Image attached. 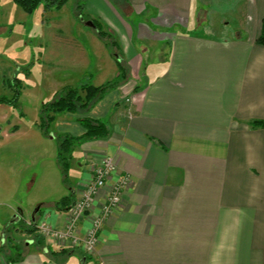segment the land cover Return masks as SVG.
Instances as JSON below:
<instances>
[{"label":"crops","instance_id":"crops-1","mask_svg":"<svg viewBox=\"0 0 264 264\" xmlns=\"http://www.w3.org/2000/svg\"><path fill=\"white\" fill-rule=\"evenodd\" d=\"M120 1L126 15H146L147 22H121L110 0L85 4L91 18L108 14L105 27L120 52L72 26L66 55L85 77L109 71L113 80L117 60L129 70L85 115L104 120L109 136L76 148L80 171L71 188L77 195L110 157L116 174L130 178L121 203L103 222L94 256L70 242L37 243V228H17L21 212L3 203L0 264H59L75 252L79 264L85 255L86 264H264V128L252 125L264 121V44L257 43L264 0H242V20L226 38L197 22L202 0ZM190 28L194 33H186ZM63 117L59 131L85 132L71 114ZM111 182L80 222L81 237ZM55 202L38 211L35 224L64 229L68 212ZM22 231L28 239L34 234V246L23 245Z\"/></svg>","mask_w":264,"mask_h":264},{"label":"rangeland","instance_id":"rangeland-1","mask_svg":"<svg viewBox=\"0 0 264 264\" xmlns=\"http://www.w3.org/2000/svg\"><path fill=\"white\" fill-rule=\"evenodd\" d=\"M110 1L117 8L121 22L129 25L147 22L146 15H126L120 0ZM241 3L242 0H202L197 22L203 23V28H208L206 31L213 36L226 38L231 35L228 29L242 20ZM107 15L99 12V18H95L105 31V22L109 23ZM225 23L228 26H224ZM72 26L97 33L75 16L74 0L60 9L46 10L40 5L31 14L25 13L13 0H0V99L3 100L0 101V205L8 204L21 212L17 228L27 227L26 222L38 207L41 211L50 209L54 201L69 195L80 171L79 154L75 149L67 179H64L56 156L58 137L65 133L59 131V116L47 128H42L43 104L65 86L95 85L110 80L109 71L95 70L93 78L85 77L69 65L66 54L68 41L73 36ZM187 31L194 33L191 28ZM14 98L17 102H13ZM71 115L70 121L78 124L77 115L81 114ZM4 208L0 206V210ZM19 233L23 245L34 246L28 241L34 240V234H29L28 239V233ZM58 263L79 264L78 253L68 254Z\"/></svg>","mask_w":264,"mask_h":264},{"label":"trees","instance_id":"trees-1","mask_svg":"<svg viewBox=\"0 0 264 264\" xmlns=\"http://www.w3.org/2000/svg\"><path fill=\"white\" fill-rule=\"evenodd\" d=\"M69 0H13L25 13L31 14L40 5L44 9H60ZM126 1V0H125ZM75 2V16L83 21H92L93 28L97 30V36L105 46L114 54L120 52L119 45L116 37L109 32L105 31L100 22L91 18L85 13V0H74ZM257 43L264 44V18L261 25V34L257 39ZM114 50V51H113ZM118 74L113 79L102 85L94 86L90 83H84L79 86H65L60 91L53 94V99L43 104L40 111V118L43 122L42 128H47L50 123L62 114H81L84 117H78L76 121L85 130V132L78 137L70 134L59 135V145L57 152V164L60 168L64 179H67L68 169L75 149L84 142L106 139L109 136V131L106 123L100 119H93L87 115L90 110L101 101L108 93L114 91L117 87L123 84L128 78V68L125 64L116 61ZM18 94V93H17ZM16 94V95H17ZM0 101H3L0 99ZM13 102H17L14 98ZM253 126L264 128V121H256L252 123ZM41 126V125H40ZM74 202V195L71 193L62 197L60 200L53 204V208L57 211L69 212ZM34 225L27 226L26 230L35 232ZM37 243L43 244V237L36 235ZM72 250H64L70 252ZM86 258L87 263V256Z\"/></svg>","mask_w":264,"mask_h":264},{"label":"built area","instance_id":"built-area-1","mask_svg":"<svg viewBox=\"0 0 264 264\" xmlns=\"http://www.w3.org/2000/svg\"><path fill=\"white\" fill-rule=\"evenodd\" d=\"M116 171L112 158H104L102 164L93 170L83 189L74 196L64 229H54L46 221H41L35 224L38 233L46 240L70 242L72 246L79 248L86 255L94 256L103 222L119 206L122 200V191L130 182L127 174L120 172L116 174ZM109 181H112L110 190L100 206L99 213L93 217L90 227L81 237L78 234L79 224L94 206L98 192L106 187ZM28 224L32 225L31 222Z\"/></svg>","mask_w":264,"mask_h":264},{"label":"water","instance_id":"water-1","mask_svg":"<svg viewBox=\"0 0 264 264\" xmlns=\"http://www.w3.org/2000/svg\"><path fill=\"white\" fill-rule=\"evenodd\" d=\"M86 24H87V26H91V27L94 26L93 23H92V21H87ZM40 209H41V207H38V208L32 213V215L30 216V222H31L32 225H35V222H36V215H37V213H38V211H39ZM17 218H18V217H17ZM81 264H86V258H85V257L82 258V260H81Z\"/></svg>","mask_w":264,"mask_h":264}]
</instances>
